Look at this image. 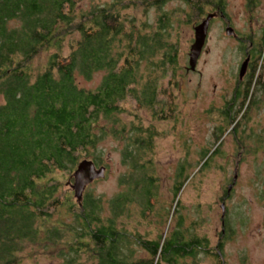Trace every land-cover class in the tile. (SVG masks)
I'll return each instance as SVG.
<instances>
[{"label": "trees", "instance_id": "16d2710c", "mask_svg": "<svg viewBox=\"0 0 264 264\" xmlns=\"http://www.w3.org/2000/svg\"><path fill=\"white\" fill-rule=\"evenodd\" d=\"M173 1L187 7L177 11L187 12L191 17L185 22L195 27L208 11L225 13L224 0H112L87 8L83 0H0V264H23L20 252L33 245L65 248L59 250L60 264H189L185 260L198 249L222 258L227 236L222 234L216 249L206 237H185L178 210L173 212L176 229L169 231V221L166 233L157 238L142 236L135 228L128 231L122 222L132 205L142 221L155 214L158 197L151 156L157 132L143 130L137 113L128 123L121 116L145 110L153 120L171 119V79L166 88L163 81L175 74L179 54L171 40L173 12H163L150 27L136 23L126 10L139 3L160 8ZM240 41L253 43L252 38ZM263 47L264 37L251 55L252 72ZM43 51L52 52L36 73L30 63ZM96 73L103 77L94 90L77 83L78 76L88 81ZM251 75L223 112L234 129L255 96L259 77ZM214 138L218 146L201 153L198 172L223 143L220 135ZM107 139L123 146L122 163L129 173L119 184L127 188L106 202L89 193L79 201L74 179L67 192L54 174H74L88 160L101 167V145ZM186 167H177L176 198L188 180L182 176ZM58 213L69 222L55 221ZM173 213L166 214L168 219ZM134 247L146 257H138Z\"/></svg>", "mask_w": 264, "mask_h": 264}, {"label": "rangeland", "instance_id": "374dc122", "mask_svg": "<svg viewBox=\"0 0 264 264\" xmlns=\"http://www.w3.org/2000/svg\"><path fill=\"white\" fill-rule=\"evenodd\" d=\"M110 1L83 0L81 4L87 8L91 3L102 5ZM223 3L225 17H216V13L211 19L207 40L194 71L189 68L188 55L195 41V26L187 23L191 17L187 12L177 11L187 8L181 1L170 2L160 8L143 7L145 4L139 3L126 10L127 15L135 17L136 23L147 22L150 27L155 26L163 12H173L171 40L176 43L179 54L175 74L163 81L166 88V82L171 79L168 85L173 92L171 119L153 120L145 110L125 112L121 116L128 123L135 120L132 114L137 113L143 130L152 127L157 132L151 156L155 159L158 197L154 201L156 215L153 213L142 221L139 210L132 205L128 207L129 216L125 215L122 222L128 224V231L135 228L142 236L157 238L162 232L166 233L170 222L169 231L176 229V217L181 215L184 224L180 231L185 237H206L208 246L216 249L220 238L227 236L220 260L198 249L195 256L188 257L184 263L264 264V53L260 54L255 72L251 68L255 64L252 56L250 66L245 75L242 69L244 76L240 78L244 50L239 40L226 32V27H230L239 37L252 38L256 45L254 53L258 52L264 37V0H224ZM209 13L213 12L208 11L206 15ZM206 15L200 17L195 25L198 26ZM51 52L43 51L32 60L31 70L42 72ZM252 73L255 78L259 77L257 89L253 92L255 96L243 114L245 117L240 118L234 129L233 122H225L223 112L233 97V88L237 85L242 88ZM102 77L103 73H96L87 81L78 76L77 83L82 88L94 90L101 84ZM3 100L0 96V105ZM218 135L222 145L209 159L206 168L198 172L201 153L214 151L218 146L214 137ZM101 147L103 162L100 166L105 167L106 175L87 185L82 194L101 196L106 202L127 188L119 184V179L129 172L127 165L122 163L121 143L107 139ZM181 164H187L182 176L186 174L184 176H188V180L176 198L173 189L179 184L176 173ZM73 177L71 172L57 171L53 178L68 192L72 189ZM224 195L227 196L223 202L221 197ZM74 200L77 201L75 197ZM222 204L225 207L223 218ZM104 208L108 210L106 203ZM175 210H178L177 215L173 213ZM170 211L173 215L168 219L166 214ZM59 220L69 222L68 217L60 213L55 217V221ZM134 248L138 257H146V252ZM52 249L27 246L20 256L23 264H60L59 250L65 248Z\"/></svg>", "mask_w": 264, "mask_h": 264}, {"label": "water", "instance_id": "95a60500", "mask_svg": "<svg viewBox=\"0 0 264 264\" xmlns=\"http://www.w3.org/2000/svg\"><path fill=\"white\" fill-rule=\"evenodd\" d=\"M215 16V14H209L206 15V17L201 21V23L195 27L194 29V39L195 41L192 43L190 47V54L188 55V65L190 70L194 71L196 68V63L199 58V56L202 53V48L204 46L205 41L207 40V32L208 28L210 27L209 23L211 19ZM226 32L228 35H233V29L230 27H226ZM246 66V63L241 67V70ZM242 75V71L240 73V76ZM106 169L105 167H99L96 168V166L92 163V161H84L80 163L76 169V172L74 173V184L73 187L75 189V195L77 200L80 201L82 198V193L84 189H86V186L94 182L98 179H103L106 175L105 173ZM222 216L224 217V210L225 207L222 204Z\"/></svg>", "mask_w": 264, "mask_h": 264}, {"label": "flooded vegetation", "instance_id": "af4514ba", "mask_svg": "<svg viewBox=\"0 0 264 264\" xmlns=\"http://www.w3.org/2000/svg\"><path fill=\"white\" fill-rule=\"evenodd\" d=\"M216 17H219V18H222V19H224V17H225V13H223L222 11H220L219 12V14L216 16ZM233 32H234V30H233ZM232 37H234V38H236V39H238L239 40V43H241V39H243V38H241V37H239V35L236 33V32H234V34L233 35H231ZM242 45V47H243V50H244V56H245V59H244V61H243V64L241 65V67L244 65V63H246V66H244V68H243V70H244V75H245V72L247 71V68L250 66V64H251V58H252V53L253 52H255V50L256 49H254V47L256 46L255 45V43H254V41H253V43L252 42H246V43H243V44H241ZM241 67H240V69H239V76H240V73H241ZM243 74L240 76V78L241 77H243L244 76ZM238 84H240V83H238ZM239 86L240 85H237V86H235L233 89H234V92H232V94H233V96H234V93L237 91V90H239ZM226 196L227 195H224L223 197H221V199L223 200V202H224V200L226 199ZM223 225V224H222Z\"/></svg>", "mask_w": 264, "mask_h": 264}]
</instances>
